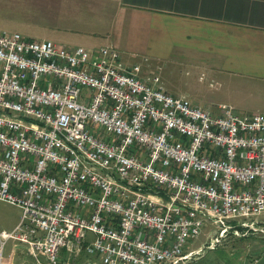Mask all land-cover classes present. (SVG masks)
I'll use <instances>...</instances> for the list:
<instances>
[{"label": "built area", "instance_id": "built-area-1", "mask_svg": "<svg viewBox=\"0 0 264 264\" xmlns=\"http://www.w3.org/2000/svg\"><path fill=\"white\" fill-rule=\"evenodd\" d=\"M218 110L166 94L113 48L0 31V201L20 209L0 264L8 241L44 264H184L207 224L208 249L257 230L264 114Z\"/></svg>", "mask_w": 264, "mask_h": 264}, {"label": "crops", "instance_id": "crops-1", "mask_svg": "<svg viewBox=\"0 0 264 264\" xmlns=\"http://www.w3.org/2000/svg\"><path fill=\"white\" fill-rule=\"evenodd\" d=\"M11 1V8L25 9L23 17L29 22L50 29L53 36L42 40L64 48H113L127 64L128 50L137 45L155 57H196L192 63L227 92L244 95L264 84V0ZM95 40H102L101 45ZM0 208V231L9 232L19 222L20 209L4 201ZM39 257L11 241L3 264H44ZM82 258L86 256L71 262L80 264ZM66 262L64 254L59 264ZM247 264H264V251Z\"/></svg>", "mask_w": 264, "mask_h": 264}, {"label": "rangeland", "instance_id": "rangeland-1", "mask_svg": "<svg viewBox=\"0 0 264 264\" xmlns=\"http://www.w3.org/2000/svg\"><path fill=\"white\" fill-rule=\"evenodd\" d=\"M18 2L22 1L18 0ZM11 4V0H0V31L7 34L16 33L32 41H41L53 36L50 29H45V27L48 28L47 26L29 22L25 16L23 17L24 8L15 5L11 8ZM101 43L102 40L94 41L97 46ZM128 51L127 54L131 60L127 61V64L122 63L125 66L138 65L141 76L144 78L157 76L160 86L170 96H183L191 105L213 113L219 112L218 106L225 105L240 115L264 114V84L257 85L253 91H246L244 95H239L233 89L227 92V87L220 88L218 82L212 80L205 69L192 63L196 57L186 58L185 54L169 58L155 57L147 49L137 45ZM249 110H253V113H244ZM255 220L258 222L254 227L257 230L250 231L245 236L240 235L244 232L243 230L237 234L228 231L223 238H219V242L213 249L205 246L217 236V232L214 226L207 224L202 228L200 235L188 241L183 248V252L187 253L201 246L203 252H198L194 258L184 264H247L256 254L264 251V233L261 232V230L264 231V212ZM10 244L11 241L5 244L3 256H6ZM39 259L45 263L44 259L41 257ZM84 261L86 258H82L80 264Z\"/></svg>", "mask_w": 264, "mask_h": 264}]
</instances>
